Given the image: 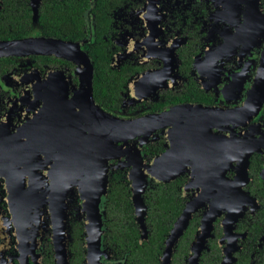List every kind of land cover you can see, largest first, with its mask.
<instances>
[{"label": "flooded vegetation", "instance_id": "1", "mask_svg": "<svg viewBox=\"0 0 264 264\" xmlns=\"http://www.w3.org/2000/svg\"><path fill=\"white\" fill-rule=\"evenodd\" d=\"M29 39L77 51L0 57V264H57L58 227L69 264H264V0H0V42ZM79 52L104 113H170L112 142L123 147L107 160L92 251L78 188L88 167L75 172L67 155L95 132L84 102H71ZM112 182L132 206L114 222Z\"/></svg>", "mask_w": 264, "mask_h": 264}, {"label": "water", "instance_id": "2", "mask_svg": "<svg viewBox=\"0 0 264 264\" xmlns=\"http://www.w3.org/2000/svg\"><path fill=\"white\" fill-rule=\"evenodd\" d=\"M77 46L70 42H62L59 40H16L0 42V57L19 55L23 53H38V54H54L65 58H69L66 54L72 50L73 54L77 51ZM79 51V49H78ZM78 65V73L81 78L79 89L71 102H84L83 111L86 119L94 123L93 129L84 137L77 136L73 138V150L71 153L75 165L78 166L75 172L79 173L86 170L88 167V174L85 173L82 185H78L80 193L82 194V202L84 207L89 211L88 216V232L90 250L93 246L98 248L99 234H100V214L99 202L103 195H106L108 188V169L107 160L111 157L110 152L121 149L123 145H111L112 142H124L134 138L136 135L143 132H149L154 125L164 119V116L170 113H161L158 115L147 116L138 120H118L112 118L107 113H104L95 103L93 97V65L89 57L83 52L74 59ZM260 83L264 84V63L259 73ZM86 109L88 112H86ZM66 147V145L64 146ZM63 156H66L64 152ZM64 165L65 162H62ZM65 171V170H64ZM166 172L155 170L154 178L159 181L165 179ZM175 174V173H174ZM80 179L81 177L78 176ZM172 177V176H171ZM130 179L133 182V192L135 196V203L138 209L143 211L142 195L144 192L143 169L136 167L130 172ZM80 182V181H79ZM60 188V187H59ZM54 216V221L60 219L59 212ZM65 212V210H64ZM90 223L92 225H90ZM94 228V229H93ZM56 239V262L57 264H69V255L67 251L68 241L63 239V232L59 227L55 228Z\"/></svg>", "mask_w": 264, "mask_h": 264}, {"label": "trees", "instance_id": "3", "mask_svg": "<svg viewBox=\"0 0 264 264\" xmlns=\"http://www.w3.org/2000/svg\"><path fill=\"white\" fill-rule=\"evenodd\" d=\"M110 185L108 192V202L110 204V209L108 210L111 215V219H117L115 213L118 209L121 211L130 212L132 210L131 206V192L129 187L125 182L114 183ZM114 210V211H113ZM113 211V212H112ZM111 222V221H110Z\"/></svg>", "mask_w": 264, "mask_h": 264}]
</instances>
